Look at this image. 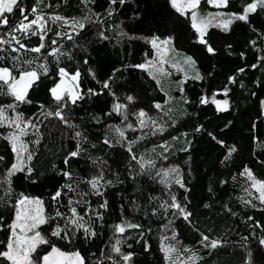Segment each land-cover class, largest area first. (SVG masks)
I'll return each mask as SVG.
<instances>
[{
	"label": "snow or ice",
	"instance_id": "snow-or-ice-1",
	"mask_svg": "<svg viewBox=\"0 0 264 264\" xmlns=\"http://www.w3.org/2000/svg\"><path fill=\"white\" fill-rule=\"evenodd\" d=\"M71 0H63V6H69ZM129 0H104L101 11H95L96 0H77L80 15L65 16L59 11L61 5L51 0H0V264H134L132 244L123 245L127 239H133L144 252L151 249V226L145 228L144 221L155 218L158 221V252L161 264H207L201 251L209 255L225 246H239L249 250L251 241L264 249V222L256 221L252 216L249 235H241L240 242L230 241L226 236L216 234L212 227L201 228L190 208L187 195L178 197L177 191L188 193L184 173L179 164L169 161L173 155L171 141L180 137L172 135L178 125L187 123L191 114L184 108L179 116H174L170 106L176 98L164 92L167 99L152 102L147 108L137 107L134 94H118L116 84L121 69H113L106 79H97L96 73L89 67L87 75L99 89L81 87V70L73 66L69 71L64 62H72L77 50L88 53L92 48L99 51L106 48L105 42L112 37L108 34L112 27L110 21L115 14L127 6ZM171 18H183L189 26L194 39L192 42L203 46L208 55H215L216 50L209 44L206 36L210 28H217L227 33L231 26L243 22L250 30L264 40V33H257L252 26L251 17L264 13V0H242L239 11H227L232 0H164ZM206 9H214L206 10ZM134 23L130 31H137L144 25V16L137 15L138 9L132 10ZM115 33L117 43L128 36L119 25ZM94 34V38L90 39ZM144 39L150 45V51L144 53L141 63L127 67L140 69L151 81L160 87V77L178 74L175 91L180 102L185 106L195 105L201 111L207 106H214L215 113L229 110V99H218V95L228 96L229 88L214 91L211 96L201 93L195 100L185 94L188 81H202L197 61L192 55L180 58L172 35L152 34ZM253 48L257 41L250 40ZM99 45L100 47H96ZM228 49L232 48L229 44ZM264 52V47L257 49ZM231 55V52H229ZM244 58L245 53L241 52ZM253 69L264 67V55L254 56ZM89 57L80 63L89 65ZM167 66V67H165ZM238 73L244 67L236 69ZM228 84L236 82L235 76L227 77ZM43 85L45 102L34 100L32 93H39ZM243 87V85H241ZM163 91V89H160ZM255 95V93H252ZM103 107L100 115H93V128H85L77 123L71 112L86 100L101 98ZM25 106L35 111L28 112ZM259 116H264V100L259 101ZM116 119L118 123L108 124L104 120ZM232 121L224 125L228 128ZM99 126V127H96ZM103 129V131H101ZM256 136L264 135L253 124ZM194 133L203 134L202 123L193 126ZM185 137L186 147L180 150L188 152L192 141ZM207 135L216 144L226 149L221 164L231 160L236 146H229L212 132ZM151 145V147H147ZM264 149V142L258 145ZM102 153V155H95ZM58 158L63 167L51 163L52 173L60 177L59 185L49 193L47 200L32 196L23 191L17 192L14 181L18 176L32 184L38 174L37 163L41 155ZM264 155V152L260 153ZM264 164V159H261ZM73 165L83 173L76 175ZM191 175V173H189ZM239 176L245 178L242 191L247 198L237 199L248 208L258 206L264 211V179L257 178L254 172L244 166ZM235 180L236 177H233ZM159 185L160 193L149 195L147 202L151 211H145L141 222H131L121 213L118 222L108 224L105 213L109 210L108 189L117 188L127 182ZM223 185L226 181L221 180ZM211 191V189H210ZM123 199V197H121ZM134 209L140 205L130 201ZM95 205V206H94ZM210 208V204H204ZM224 212L232 217L237 213L228 205H223ZM181 220L190 231L197 235L193 246H185L178 238L177 221ZM97 228L110 231L104 249L91 252L86 257L81 254L78 244L94 241L101 233ZM256 229H260L257 234ZM131 230L134 235H128ZM172 241V243H166ZM244 264H254L249 257Z\"/></svg>",
	"mask_w": 264,
	"mask_h": 264
},
{
	"label": "trees",
	"instance_id": "trees-1",
	"mask_svg": "<svg viewBox=\"0 0 264 264\" xmlns=\"http://www.w3.org/2000/svg\"><path fill=\"white\" fill-rule=\"evenodd\" d=\"M28 2L31 3L32 0H28ZM51 2L61 5L59 11L62 15H80L77 0H71L67 7L63 6V0H51ZM241 2L242 0H232L227 11H239L238 6ZM102 4H104V0H96V4L93 6L95 11H101ZM133 9H138L136 14L144 16L146 19L145 24L141 25L137 31L129 30V27L134 23ZM206 10L214 11V9ZM168 11L164 0H129L127 6L117 12L114 20L110 21L112 27L108 34L112 39L110 42H105L106 48L97 45L96 47H100L99 51L90 48L88 53H81L77 50L75 59L72 62H64L63 66L69 71L73 70L74 65L80 67L81 87L85 90L87 88L99 89L100 87L87 75L89 67L100 80L106 79L112 74L113 69H121L113 87L120 95L134 94L138 100L137 107L147 108L152 102L163 103V100L168 98L164 96V92L175 97L176 99L170 105L174 109L172 114L179 116L180 111L186 108L191 115L186 118L187 123L178 125V130L172 132V135H177L180 138L177 141L169 139V143L173 145V155L169 157V161L181 166L186 186L190 191L184 193L183 189L177 191L175 188L173 191H176L178 197L188 196L194 218L199 222L201 228L212 227L216 234L226 236L230 241L243 243L240 241V236L249 235L250 232L251 222L247 220V217L252 216L254 220L264 222V211H261L259 206L255 209L248 208L237 199L240 196L247 198L242 191L245 186V178L238 175L244 166L249 167L257 178L264 179V164L260 163L261 159H264V155L260 154L264 152V149L258 147L260 143L264 142V135L253 139L256 136V130L252 129V125L256 124L259 131L264 133V116H259V101L264 100V67L253 69L249 66L255 62L254 56L264 55V52L257 51L264 47V40L260 39L250 30V26L243 22L232 25L227 33L217 28H210L206 39L216 50V54L208 55L203 51V46L192 42L194 37L184 19L171 18L166 15ZM251 21L257 33H264V13L259 16L254 14ZM116 25H119L123 31L128 33V36L134 37V39L124 37L117 43L115 33L119 29H116ZM160 33L174 36L175 47L179 50L180 58L185 54L192 55L197 61L196 67L204 77L202 81H188L185 85V94L195 100L201 93L211 96L212 92H220L224 87H228L227 97L217 96L218 99H229L230 107L227 112L217 115L214 114V106H207L203 111L197 109L195 105L185 106L179 100V94L175 91L176 87L168 88L170 81L168 85L167 82L162 81L160 87L157 88L155 82L151 81L146 73L140 69L127 67L129 64L143 62L144 53L150 51V45L145 44L142 38H150L152 34ZM93 38L94 34L90 39ZM250 40L257 41L255 48L249 43ZM229 44L232 45L231 49L227 47ZM241 52L245 53L244 58L240 57ZM86 56L89 57V65H82L80 61ZM238 67H244L245 71L238 73L236 71ZM177 76L178 74L174 76L175 80ZM229 76L236 77L234 84H228L227 77ZM161 88L163 91L160 90ZM32 97L39 102H45L43 85H41L38 95L32 93ZM103 100V97L99 102L95 98L86 100L81 106L76 107L71 115L76 118L77 123H82L85 128H93L94 122L91 121V117L100 115L99 109L103 107ZM25 109L28 112L35 111L31 106H25ZM104 120L108 124L118 123L116 119L108 120L107 117H104ZM227 121H232V124L225 128L224 125ZM198 123L204 125L203 134L194 133L192 130L193 126ZM209 131L229 146L234 145L237 148L231 160L225 164H221L220 161L223 159L226 149L211 140L207 135ZM185 132L188 134L186 139L192 141V147L188 152L180 150L182 147H186L185 137L180 135ZM147 147H151V145H147ZM2 151L3 146L0 145V152ZM94 154L102 155V153L96 152ZM51 163H55L58 168L63 167L58 158H50L42 154L37 163L38 174L33 177L37 183L32 184L22 176H18L14 181L16 191H23L26 194L47 200L49 193L62 182L60 177L52 173ZM73 169L76 175L83 174L76 165H73ZM233 177L236 179L234 180ZM221 180L226 183L222 185ZM159 187V185L150 183L146 185L141 180L137 184L127 182L117 188L108 189L106 196L109 200V210L105 213V220L108 224L118 222L121 213H123L129 221L141 222L145 211H151L147 202L148 196H159L160 193L157 190ZM130 201H135L140 205L139 209H134ZM204 204H210L211 207L204 208ZM224 204H228L237 215L232 217L226 214L223 209ZM144 225L145 228L149 226L152 228L150 251L144 252L133 239H127L122 247L127 251L129 250L127 244H132L134 264H161L162 254L158 252V221L153 218L144 221ZM176 231L179 240L185 246H193L198 238L181 220L177 221ZM97 232L101 235L94 241L77 245L82 255L87 257L89 253L106 247L111 235L110 231H102L97 228ZM256 232L259 234L260 229H256ZM128 235H134V233L129 230ZM166 243H172V241H166ZM249 252L254 264H264V249L258 247L255 241L250 242L248 251L233 245L219 248L210 255L206 251H201V255L205 257L207 264H244V261L249 257ZM89 264H92L91 260H89Z\"/></svg>",
	"mask_w": 264,
	"mask_h": 264
},
{
	"label": "rangeland",
	"instance_id": "rangeland-1",
	"mask_svg": "<svg viewBox=\"0 0 264 264\" xmlns=\"http://www.w3.org/2000/svg\"><path fill=\"white\" fill-rule=\"evenodd\" d=\"M183 57V56H182ZM181 57V58H182ZM165 67H167V66H165ZM175 75H177V74H173L172 76H170V77H160V80H161V82L162 81H165V82H167V85H168V83H169V81H170V84L168 85V88L170 87H176V84H175V78H174V76ZM161 84V83H160ZM172 84V85H171Z\"/></svg>",
	"mask_w": 264,
	"mask_h": 264
}]
</instances>
